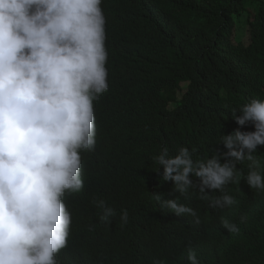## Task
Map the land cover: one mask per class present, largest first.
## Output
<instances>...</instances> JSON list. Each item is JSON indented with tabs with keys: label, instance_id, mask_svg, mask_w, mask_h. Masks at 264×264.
I'll return each instance as SVG.
<instances>
[{
	"label": "trees",
	"instance_id": "1",
	"mask_svg": "<svg viewBox=\"0 0 264 264\" xmlns=\"http://www.w3.org/2000/svg\"><path fill=\"white\" fill-rule=\"evenodd\" d=\"M104 9L111 88L96 104L98 141L82 155L84 186L65 197L72 224L62 264H158L153 254L163 247L166 264H189L190 251L199 264H264V191L245 180L251 161L237 162V182L202 198L199 178L190 177L195 187L180 194L160 177L154 159L163 147L175 156L184 146L211 158L226 133L213 111L230 99L240 110L264 90V0H104ZM233 41L250 53L243 52L250 63L227 52L224 44ZM218 57L236 79L256 83L234 91L222 81L218 88L230 96L212 103L206 99L220 77L212 69ZM208 139L218 142L215 150L204 148ZM252 155L264 175V145ZM152 194L176 198L196 215L162 211ZM223 194L235 203L212 208ZM97 200L114 210L108 221L100 219ZM223 220L239 232L229 233Z\"/></svg>",
	"mask_w": 264,
	"mask_h": 264
},
{
	"label": "clouds",
	"instance_id": "2",
	"mask_svg": "<svg viewBox=\"0 0 264 264\" xmlns=\"http://www.w3.org/2000/svg\"><path fill=\"white\" fill-rule=\"evenodd\" d=\"M224 47L250 63L243 45L233 41ZM109 60L104 0H0V264H62L59 254L67 247L72 224L65 197L82 190V155L97 146L95 109L110 92ZM220 65L218 57L212 69L220 77L206 101L230 96L218 88L222 81L234 91L256 83L236 79ZM233 104L230 99L226 108L213 111L220 113L216 124L226 129L214 156L202 160L184 146L175 156L163 147L154 158L160 177L172 181L176 192L195 187L193 178H199L202 198L206 190L223 192L225 185L237 182L242 168L236 164L245 159L252 162L246 182L264 191V175L252 155L264 145V90L257 89L240 110ZM217 144L208 139L204 148L213 151ZM152 195L162 211L196 215L176 198ZM234 203L233 196L223 194L210 206ZM95 204L103 210L102 221L115 215L103 200ZM128 215L127 210L121 213L125 224ZM222 226L239 232L227 220ZM163 256H170L165 247L153 254L154 261L166 264ZM187 259L199 264L194 251Z\"/></svg>",
	"mask_w": 264,
	"mask_h": 264
}]
</instances>
